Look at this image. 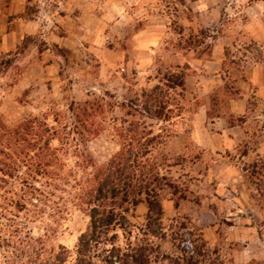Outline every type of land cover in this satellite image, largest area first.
Listing matches in <instances>:
<instances>
[{
  "label": "rangeland",
  "instance_id": "1",
  "mask_svg": "<svg viewBox=\"0 0 264 264\" xmlns=\"http://www.w3.org/2000/svg\"><path fill=\"white\" fill-rule=\"evenodd\" d=\"M229 4L0 0V123L13 127L29 118L32 126L41 124L45 131L32 139L38 147L48 138V149H58L65 176L45 204L34 199L19 210L15 223L7 220L12 211L0 215V264H50L57 255L60 264H74L79 256L86 264H122L111 247L124 254L139 244L156 249L148 253V264H172L190 252L181 251L183 232L190 233L192 245L198 238L205 242V260L197 264H264V153L258 149L257 123H252L253 116L264 114V102L244 76L256 64L264 66V49L242 34L243 19L231 15ZM171 74L176 83L182 76L181 87H166L164 76ZM154 85L160 89L149 97L160 94L170 110L168 120L135 114V141L149 143L141 159L173 183L176 194L166 185L158 191L162 216L149 228L145 204L138 203L123 212L121 226L87 236L79 253L78 237L89 229L86 213L70 201L75 183L86 176L80 156L88 154L93 168L106 163L119 150L128 125L122 119L125 104L141 108L148 99L141 91ZM244 96L241 112L234 99ZM74 104L97 111L92 122L97 131L85 140L75 131ZM242 121L251 134L233 145L221 129L229 132ZM13 149L0 146L15 155ZM18 158L15 175L37 187L38 174ZM8 180L7 190L24 188L19 180ZM3 238L11 240L10 248ZM33 245L40 249L37 254Z\"/></svg>",
  "mask_w": 264,
  "mask_h": 264
},
{
  "label": "trees",
  "instance_id": "2",
  "mask_svg": "<svg viewBox=\"0 0 264 264\" xmlns=\"http://www.w3.org/2000/svg\"><path fill=\"white\" fill-rule=\"evenodd\" d=\"M9 62L10 59L5 60L3 63L4 65H8ZM172 75L164 76L167 82L166 87H181L182 76H177L178 82L176 83L168 78ZM169 82H171L172 86L168 84ZM157 89H160V87L154 85L149 91H141L140 96L142 98H148L143 100L140 105L141 108L135 107L131 104L132 102L125 104V117L122 119L128 125L123 129L124 132L120 131L123 134L118 132V134L123 136L120 148L106 163L93 168L92 158L88 154L82 153L80 156L81 163L79 167L83 168L86 176L82 182L75 183L78 188L70 197V201L75 209L86 213L89 229L78 237L77 242L80 244L79 253L84 252V245L88 241V239H85L87 236L95 237V233L107 231L113 225L121 226L120 220L124 219L123 212H127L138 203L144 202L145 204L144 226L146 229L149 228L153 221H159L162 216V207L157 198L158 191L166 185L171 189L172 195L176 194V186L167 181L165 176H158L157 172L150 166H147L146 161L141 159L148 152L149 143H139V140L135 141L137 139V127L139 125L137 120H133L132 118L135 114H145L149 117L168 120L170 110L162 102L160 94L159 98L149 97ZM73 111L77 124L75 131L81 140H85L96 133V126H93L92 123L94 115L97 112L96 110H88L85 104H76ZM126 117H130V119L125 120ZM30 120L28 118L13 127H7L0 123V139H4L3 142H0V146L4 147L6 151L14 150L13 147H15L17 152L15 155H11L0 150V154L2 155L0 157V209H2L0 215L4 217L6 216L5 211H8V213L12 211L7 220L13 223L16 221L15 217L18 214L17 212L24 209L27 203L33 205L32 203H35L33 201L42 199V202L45 204L49 199L47 196L54 193L59 181L65 180L62 172L63 162L58 156V149H48V144L46 143L48 138H43L42 144L36 147L37 144L33 141L32 137L36 135L40 137L45 129L43 128L41 130V124L39 123H36V126H32L33 122ZM132 140L136 144L139 143V145L137 147L133 146ZM16 157H19L18 159L22 164L38 174L39 180L37 179L36 181L39 185L37 187L33 186L31 182H26L20 176L15 175V166H17L15 163ZM9 178L15 179L16 181L19 180L18 182L24 184V188L21 187L18 191H15L16 188L7 190L5 185L9 183ZM35 193L41 194L38 195ZM123 204L125 205L122 206ZM6 206L10 207V209H5ZM117 209H120V211ZM31 211L32 213L36 212ZM189 234V232H183L179 242H181L183 247H181V251L189 249L190 252L187 254L182 253V259L174 258L171 261L172 264H197L205 260L203 255L204 250L201 249L205 248V242L198 238V242L196 241L192 245L188 237ZM35 239L36 244L41 242L39 237ZM10 242L11 240L3 238L4 247L10 248ZM30 249L34 254H37L40 250H36L34 245ZM154 249L153 247L147 249L146 246L139 244V246L134 247V252L132 251L130 253L119 254L118 249H113L112 247L110 251L111 255L113 257L116 256L122 264H148L149 260L147 255L149 252H155L156 249ZM213 251L216 252L214 249ZM56 257L55 262L50 264L61 263L62 256L57 255ZM86 262V260L79 256L74 264H86ZM206 264H211V261Z\"/></svg>",
  "mask_w": 264,
  "mask_h": 264
},
{
  "label": "crops",
  "instance_id": "3",
  "mask_svg": "<svg viewBox=\"0 0 264 264\" xmlns=\"http://www.w3.org/2000/svg\"><path fill=\"white\" fill-rule=\"evenodd\" d=\"M226 1L230 2V4L228 5V9L231 15H233L234 13L235 14L239 13L243 19L244 22L243 27L245 29H243L244 31H242V34L247 32L250 39L259 43V45L262 46V48L264 49V0H226ZM7 23H9V21L7 22L6 20V24ZM15 31L16 30H13V34L15 33ZM6 34L8 36V32ZM244 76L245 77L247 76L248 85L251 86V90H254L252 94L255 97L259 98L262 102H264V66L258 63L252 68H250L248 72L244 74ZM246 95L247 98L250 97L247 93ZM245 96L242 97L240 101L237 100L238 98L234 99L235 104L240 106L239 109L242 108L241 112H243V110L245 109V104H243V102L246 103V101H244L246 99ZM231 111L238 112L234 108L233 109L231 108ZM253 118L255 120H253L252 123L254 122L257 123L256 130L258 133H256V139H257V144L259 146L258 149H260L261 153H264V114L263 115L258 114V116L257 115L253 116ZM245 125H246L245 121H242L241 125L234 124L231 127H229V129H233V130H230L229 132H225L226 129L228 128H224L221 129V132H224L225 136L228 135L226 136V138L230 142H232L233 145H237V143L246 140L248 134H251V132L248 131L249 126L248 125L245 126ZM236 128L239 130H236ZM256 157L257 156L255 155L254 157L251 158V160L254 159L256 160ZM258 250L260 249L258 248ZM254 252L255 251L250 252L249 254L250 258L254 257L253 254Z\"/></svg>",
  "mask_w": 264,
  "mask_h": 264
}]
</instances>
